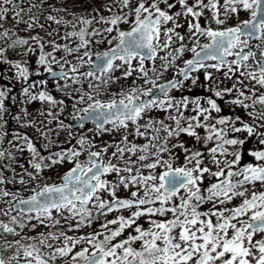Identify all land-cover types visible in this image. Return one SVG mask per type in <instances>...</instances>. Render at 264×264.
<instances>
[{"label":"snow or ice","instance_id":"1","mask_svg":"<svg viewBox=\"0 0 264 264\" xmlns=\"http://www.w3.org/2000/svg\"><path fill=\"white\" fill-rule=\"evenodd\" d=\"M60 13L69 14L49 0H0V63L27 85L22 104L45 105L12 119L45 149L62 133L75 140L47 157L20 132L0 147V217L8 218L0 219V264H264V0H102L87 15ZM10 14L17 31L5 27ZM47 22L66 29L47 36L70 43L51 39L48 51L38 32L18 35L21 24L43 30ZM9 49H22L21 58L8 60ZM37 49V64L65 98L33 91L48 83L30 80L25 58ZM194 86L211 95H183ZM9 92L0 88V145ZM69 103L79 129L91 121L90 136L61 118ZM251 139L258 146L245 152ZM25 151L29 166L17 172ZM65 164L59 182L48 183L44 170Z\"/></svg>","mask_w":264,"mask_h":264},{"label":"rangeland","instance_id":"2","mask_svg":"<svg viewBox=\"0 0 264 264\" xmlns=\"http://www.w3.org/2000/svg\"><path fill=\"white\" fill-rule=\"evenodd\" d=\"M95 1H96V3L98 5L100 3H102V0H95ZM49 3L55 4L57 7H60V5L64 4L63 0H49ZM22 6L27 8V3H25ZM86 6H87L86 10H80L79 9L76 12L71 7H65V8L68 9V13L69 14L66 15L64 13H60L59 15H64L65 19H70L71 18V16H70L71 13H76L77 15H82V14L83 15H87V14H89L91 12V10L93 8H92V4L90 2H88V4ZM178 7L179 6H177V8ZM52 14L56 15L57 13L53 12ZM105 15H107V13H105ZM205 15L207 16V12L205 13ZM27 18L28 17L25 16V19H27ZM242 18H247V16L246 15H242ZM41 22L42 23L44 22L43 18H41ZM180 22L182 24H184L183 20H181ZM200 22H201L202 25L207 23L206 19H204L203 17L201 18ZM14 24H15V21L13 20L12 15L10 14L8 16L7 20L5 21V27L11 29L12 31H17V28L14 27ZM18 28L20 29L18 31V35H20L22 37H28V36H31V35H36L37 32H38L39 35L43 38V42L45 44V48L48 51L52 50L51 49V45L48 44V41L51 40V39H55L56 43L61 44V45L64 44V43H70L69 41L62 40L60 38V36H57L55 34V32H53V36L52 37L47 36L46 33L48 31L57 30V31H59L61 36L66 31V29L63 26H57L56 24L51 23V22H47L45 24V29H43V30H41L39 28H36L35 30L24 31L23 29L25 28V26L23 24L19 25ZM186 28H187V25L185 24L184 28L179 30V31H181V34H184L186 32ZM203 41H206V40L201 39L200 42L203 43ZM30 44H32V46L35 47V44L32 41H30ZM0 46L7 47V45L4 44L3 41H0ZM100 50H102V49H100ZM22 51H23L22 49H19V50L9 49L8 52L6 53L8 60L13 61V62L19 60L21 58L20 53ZM38 51L39 50L37 49L36 52L30 54L28 57L25 58V59H27V63H28V66L30 68V72L33 73V75H31V77H30V80L31 81L46 80L48 83L46 85L39 86L38 89H34L33 91L46 90L50 94H52L56 99L65 98L63 96V93L57 91V87H56L57 81L55 79L47 80L46 77L49 74L44 72L43 69L41 68V66L37 64L36 61L38 60ZM62 54H63L62 52L56 53V55L58 57L60 55H62ZM191 56H192V53H190V52L186 53L184 55V57L181 58V61H178V63H180L181 66H182V60L183 59H189V58H191ZM73 62H75V61H73ZM0 66H1V69H0V88L10 89L9 99L6 101V106H7L8 110H9L8 116L6 117V119L8 120V123L6 125V131H7L8 135L5 137L3 145H0V147L10 148L11 146L7 143V141L10 140L12 138V135L14 133H16V132H20L22 134L28 135L33 140L34 145L37 147V149L41 153V155H43L45 157H47L49 155H52L53 153H55L57 151H60L62 148L63 149H67V148L71 147L72 145H74L75 144V140H72L71 144L65 143L66 133H62L59 136V138H58V145L57 144H53L48 149H45L44 145L47 143V141H45L42 137H40L39 134L35 130L28 129V128H20L19 127L17 122L14 119H12V117L14 115H18L20 113V111H21V108H27L30 112H32L35 115L37 109H41V108L45 107V105H42L38 101L32 102V104H22L21 103V101L23 99L22 86H27V85H22L21 81H17L14 78L15 69L11 68V65L9 63H0ZM54 67H56V66L54 65ZM36 72H39L40 74L39 75H35ZM172 74L173 73H171V72L166 73L165 74V79H170ZM116 75H120V72H117ZM196 75L199 76L200 83H203L204 82L203 81V70H201V72L197 73ZM214 75L219 77V78H221V79L223 78V73L222 72L221 73H214ZM159 82L163 83L164 80H161ZM122 83H124V82L122 81ZM127 83H131V80L127 81ZM231 83H232V81H230V80H225L224 81V84H226L227 86H231ZM223 86L224 85H221V87H223ZM173 94L176 95L177 97H179L181 95V93H179V92H175ZM183 95H189V96L195 97V96H205V95H211V94L206 92L203 88H201L199 86H194V87H191V91L185 90ZM12 97L16 98L15 103L11 99ZM221 102L223 103L224 107L228 111V115H229V112L231 113L230 109L225 106V102L224 101H221ZM66 103H68L67 100H66ZM69 112H71L70 103H69V108L65 111V113L63 114V116L61 118L64 120L65 124H72L74 126V123L76 121H74L72 119V116L69 115ZM236 113H238L240 115H243L242 111L239 110V109L236 110ZM222 114H224V111H223ZM151 115L158 116L159 118H163L164 113L153 112V113H151ZM245 119H247V117H245ZM50 127L55 128V122ZM91 127H93V125L89 124V125H86L85 129L81 130V129H79L78 126H74V130L76 131L77 134H79L81 131H83L84 133H86L87 135L90 136L91 133H88L87 129L91 128ZM200 132H201V134H203V130H200ZM50 138L52 140H57V137L54 134H50ZM114 138L116 140H119L120 136L116 135ZM112 139H113V137H110L108 135H105L103 137V140H105V141H110ZM130 139H132V138L130 137ZM180 139L182 141H184L186 144L190 145V146L194 144V141L191 138L187 137V136L182 135L180 137ZM97 142H99V138H98ZM136 142L137 143H143V141L140 140V139H137ZM257 146L258 145H257L255 139H251L245 144L244 150H245V152H247L248 149H252V148H255ZM197 147H199V145H197ZM82 159H83V157H82ZM28 160H29V154L27 153V151H25V153L23 155H19L18 156V162L14 165L16 167L17 172L21 171V169L19 168L20 164H24L25 167L29 166L28 163H27ZM249 160H251V157H247L246 156L245 157V161L247 162ZM182 162H183V154L181 153L180 163H182ZM71 166L72 165H70V164H65V165H63L61 167H58V168H55V169H45L44 172L42 173V175H44L47 178H50V179L47 180L48 183H52L53 181L59 182L58 176L63 171H66V169L70 168ZM5 175L6 176H11L12 174L10 172H5ZM111 178L112 177H109V179H111ZM206 183H207V181H206ZM7 187L10 188V189L15 190V189L20 188L21 186L17 184L15 186L8 185ZM31 194L32 193L30 191L21 190V192H20V195L22 197H24V198H27V196H29ZM119 195L120 196H126V195H128V193L126 191H124V190H121L119 192ZM205 207H207V206H205ZM125 215H127V213H125ZM109 218H112V217L109 216ZM0 219H3V220L6 221L8 218L7 217H0ZM141 223H144V226L147 227V223H145L144 221H141ZM93 227H98V224L93 225ZM44 230L45 229H42V228L41 229H37V231H44ZM89 230L90 229H85L84 231H89ZM28 234L29 235H35V233H28ZM257 238H259V237H257Z\"/></svg>","mask_w":264,"mask_h":264},{"label":"trees","instance_id":"3","mask_svg":"<svg viewBox=\"0 0 264 264\" xmlns=\"http://www.w3.org/2000/svg\"><path fill=\"white\" fill-rule=\"evenodd\" d=\"M88 2H90L92 4V8L94 7H97V3L95 0H63V6L64 7H71L73 8V10L76 12L78 11L79 9L80 10H86L87 9V4ZM61 6V5H60ZM99 6V5H98ZM207 41H203V43H206ZM202 43V44H203ZM0 69H1V66H0ZM205 96H208V95H205ZM218 103L221 104L222 108H223V111H224V114L228 115V111L226 110V108L224 107L223 103L221 101L218 100ZM232 113L229 112V115H231ZM238 114V113H237ZM67 170V169H66ZM64 172V171H63ZM63 172L60 174L62 175Z\"/></svg>","mask_w":264,"mask_h":264},{"label":"water","instance_id":"4","mask_svg":"<svg viewBox=\"0 0 264 264\" xmlns=\"http://www.w3.org/2000/svg\"><path fill=\"white\" fill-rule=\"evenodd\" d=\"M231 59V58H230ZM47 80L54 79L50 74L46 77ZM92 124L91 121H87L86 125ZM74 126H77V122L74 123Z\"/></svg>","mask_w":264,"mask_h":264}]
</instances>
